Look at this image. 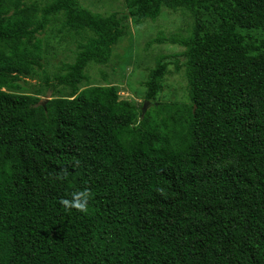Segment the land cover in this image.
<instances>
[{"label":"trees","instance_id":"16d2710c","mask_svg":"<svg viewBox=\"0 0 264 264\" xmlns=\"http://www.w3.org/2000/svg\"><path fill=\"white\" fill-rule=\"evenodd\" d=\"M123 1L0 0V264H264V0ZM164 7L190 21L146 43L183 47L148 67L149 107L79 88ZM50 32L74 47L52 72ZM171 63L186 100L160 97Z\"/></svg>","mask_w":264,"mask_h":264},{"label":"rangeland","instance_id":"374dc122","mask_svg":"<svg viewBox=\"0 0 264 264\" xmlns=\"http://www.w3.org/2000/svg\"><path fill=\"white\" fill-rule=\"evenodd\" d=\"M89 9L109 14L112 11L124 10L123 0H79ZM189 17L181 10L163 8L156 20L146 19L137 24L130 23L127 33L121 36L112 46L111 56L106 64L100 65L94 62L86 67L89 74V81L79 84L82 88L87 83L104 84L110 82L118 86L120 98L128 99L136 103L143 101L142 82L146 78L147 69L154 63L158 54H173L181 51L183 47L176 44H152L147 47V41L157 35L185 34L189 24ZM50 31V30H48ZM44 39L43 61L49 72L55 70L61 60H70L73 45H67L65 40H59L53 33H46ZM46 36V35H45ZM48 43V44H47ZM47 45L48 49H47ZM182 59V58H180ZM174 60V59H173ZM170 72L165 77L164 87L160 94L163 99L186 100V79L184 68L175 69L173 63L169 65ZM103 73L107 75L105 80ZM26 91L37 93L40 97L46 98L50 91L40 85L39 77H25L20 81ZM70 89L59 87L56 95H68ZM151 104L149 103L147 107Z\"/></svg>","mask_w":264,"mask_h":264},{"label":"clouds","instance_id":"9594fccd","mask_svg":"<svg viewBox=\"0 0 264 264\" xmlns=\"http://www.w3.org/2000/svg\"><path fill=\"white\" fill-rule=\"evenodd\" d=\"M63 203L66 206L73 205L76 208L80 209L81 211L85 210L87 207L86 198L83 197V194H78V198L75 199L74 201L64 200Z\"/></svg>","mask_w":264,"mask_h":264},{"label":"water","instance_id":"95a60500","mask_svg":"<svg viewBox=\"0 0 264 264\" xmlns=\"http://www.w3.org/2000/svg\"><path fill=\"white\" fill-rule=\"evenodd\" d=\"M149 104V101L148 100H145L143 105H142V110L144 111L146 106Z\"/></svg>","mask_w":264,"mask_h":264}]
</instances>
